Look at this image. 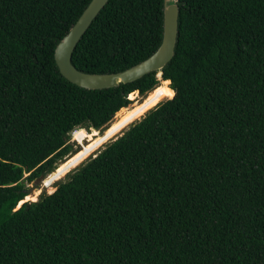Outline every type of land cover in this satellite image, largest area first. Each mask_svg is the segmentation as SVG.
<instances>
[{"label":"trees","instance_id":"obj_1","mask_svg":"<svg viewBox=\"0 0 264 264\" xmlns=\"http://www.w3.org/2000/svg\"><path fill=\"white\" fill-rule=\"evenodd\" d=\"M89 1L0 0V264H264V0H179L160 81L104 89L54 59ZM162 32L163 0H108L71 61L118 72ZM160 85L169 98L23 200L72 156L71 131H103Z\"/></svg>","mask_w":264,"mask_h":264},{"label":"water","instance_id":"obj_2","mask_svg":"<svg viewBox=\"0 0 264 264\" xmlns=\"http://www.w3.org/2000/svg\"><path fill=\"white\" fill-rule=\"evenodd\" d=\"M107 1L90 0L77 20L54 48L55 63L61 75L71 83L86 89L115 87L120 83L133 82L150 72L161 71L172 59L177 43L179 0H163L161 42L148 57L118 72L94 73L79 70L71 61L72 52L83 33ZM40 178L43 179V177Z\"/></svg>","mask_w":264,"mask_h":264},{"label":"rangeland","instance_id":"obj_3","mask_svg":"<svg viewBox=\"0 0 264 264\" xmlns=\"http://www.w3.org/2000/svg\"><path fill=\"white\" fill-rule=\"evenodd\" d=\"M165 85H160L158 88H155L154 90H151V91H149L148 93H146V94H144V95H141V94H138L139 96H137L136 97V100H139V104L138 105H136L134 108H132L133 109V111L128 115V117H126V118H124L127 114H128V112L125 114V113H123V114H121L119 117H117V116H115L114 115V117H113V119H112V121H110L108 124H107V126H106V129L104 130V131H100L99 132V135L98 136H96V137H94V138H91L90 140H89V142L88 143H91V142H93V140H95V139H98L96 142H94V143H92V144H90L89 146H87V147H85V149H84V151L82 152V153H79V154H77L74 158H72V161L68 164V169H70L72 166H75V164H79L80 162V160L84 157V156H86L89 152H91L93 149H97L100 145V143L102 142V143H104L106 140H111V138H114V137H116L117 135H120L121 134V132L123 131V130H125L126 129V127H127V125L129 124V123H131L133 120H135L134 118H136L137 116L136 115H138L139 113H141L147 106H148V108H150L151 106H153L155 103H157L158 101H161V100H165V99H167V98H169V97H165L166 95H167V93L168 92H166L165 91V89L163 90V87H164ZM167 87V86H166ZM165 92V93H164ZM165 97V98H164ZM133 102H134V100H132L130 103H129V105L127 106V107H130V105H132L133 104ZM139 106V107H138ZM126 107V108H127ZM137 107V108H136ZM132 109H130V110H132ZM143 113V112H142ZM141 113V114H142ZM140 114V115H141ZM139 116V115H138ZM78 128H81V127H78ZM78 128H75L74 130H76V129H78ZM84 128V127H83ZM73 130V131H74ZM88 131H93L92 129H90V130H88ZM71 135H72V131L70 132V134H69V138H68V141L67 142H69L71 145H72V147H73V150L72 151H75V149H77V150H80L81 148H79V145L78 144H76L72 139H71ZM100 136V137H99ZM103 137V138H102ZM100 138H102V139H100ZM99 145V146H98ZM103 147V145L100 147V148H102ZM99 148V149H100ZM95 149V150H96ZM98 149V150H99ZM98 150H96V152L98 151ZM94 151V150H93ZM92 151V152H93ZM75 154H72V156H74ZM71 156V157H72ZM64 167H66V166H64ZM64 167H62L61 169H59V170H62ZM65 172H66V170H63V171H61L58 175H57V178L56 179H58V178H62L63 177V175L65 174ZM50 177V176H49ZM48 177V178H49ZM65 178V177H64ZM63 178V179H64ZM62 179V180H63ZM44 180V178L43 179H41L40 177H38V178H36L34 181H32V182H28V183H26V185L28 186V188H29V193L27 194V195H30L31 196V198H28L29 200H32V199H37L38 198V196H39V194L41 193V192H43V191H46V192H49V190L47 189V188H45V186L42 184V181ZM54 180H51L48 184H47V186L48 185H50L52 182H53ZM60 181V180H59ZM44 183V182H43ZM41 184H42V187L43 188H41ZM54 187V189H55V185L53 186ZM35 189H38V190H36L35 192H34V190ZM39 189H41V191L39 192ZM38 192H39V194H38ZM24 200V199H23ZM25 201V200H24Z\"/></svg>","mask_w":264,"mask_h":264},{"label":"bare ground","instance_id":"obj_4","mask_svg":"<svg viewBox=\"0 0 264 264\" xmlns=\"http://www.w3.org/2000/svg\"><path fill=\"white\" fill-rule=\"evenodd\" d=\"M165 89V91H167V88H163V90ZM139 107V106H138ZM128 117V116H127ZM92 130L93 131H88L86 128H83V127H81V128H78V129H76V130H74L73 132H72V137H71V139L76 143V144H78L79 145V148H81L80 150H77V149H75V151H73V154H75L74 156H70L69 157V159H68V161L67 162H69L72 158H74L77 154H79V153H82L83 151H84V149H85V147H87V146H89L90 144H92V143H94V142H96L98 139H95V140H93V142H91V143H88L89 142V140L91 139V138H94V137H96V136H98L99 135V132L100 131H98V130H96V129H94V128H92ZM100 137V136H99ZM103 138V137H102ZM102 138H100V139H102ZM107 141V140H106ZM105 141V142H106ZM104 142V143H105ZM104 143H101L100 144V146L96 149V150H98ZM95 149H93L91 152H89L86 156H84L79 162V164H81L86 158H88L91 154H93L96 150ZM66 162V163H67ZM65 163V164H66ZM65 164H63L62 165V167H64V165ZM69 164V163H68ZM68 164L67 165H65L66 167H64L62 170H57L56 172H54L53 174H51L50 175V177L49 178H46L45 180H44V183H43V185L45 186V188H48L49 187V185L47 186V184L51 181V180H57L56 178H57V175L61 172V171H63V170H67L69 167H68ZM79 164H75V166H72L70 169H72V168H74V167H76V166H78ZM61 167V168H62ZM68 167V168H67ZM60 168V169H61ZM70 169H68V170H70ZM67 170V171H68ZM66 173V172H65ZM65 175V174H64ZM64 175H63V177H64ZM62 177V178H63ZM59 179H61V178H59ZM41 188H43L42 186H41ZM41 191V189H39V192ZM39 192H38V194H39ZM28 198H31V196L30 195H26L25 196V198H24V200H29ZM33 200V199H32ZM20 204H21V202H20Z\"/></svg>","mask_w":264,"mask_h":264},{"label":"built area","instance_id":"obj_5","mask_svg":"<svg viewBox=\"0 0 264 264\" xmlns=\"http://www.w3.org/2000/svg\"><path fill=\"white\" fill-rule=\"evenodd\" d=\"M156 77L159 79V81H160V79H161V71H158V72H156ZM162 101V100H161Z\"/></svg>","mask_w":264,"mask_h":264},{"label":"clouds","instance_id":"obj_6","mask_svg":"<svg viewBox=\"0 0 264 264\" xmlns=\"http://www.w3.org/2000/svg\"><path fill=\"white\" fill-rule=\"evenodd\" d=\"M92 129V128H91ZM97 130V129H96ZM73 132V131H72Z\"/></svg>","mask_w":264,"mask_h":264}]
</instances>
